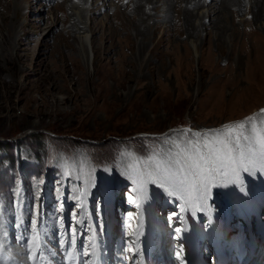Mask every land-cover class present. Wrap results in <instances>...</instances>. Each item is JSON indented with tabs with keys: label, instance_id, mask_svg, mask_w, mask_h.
Masks as SVG:
<instances>
[{
	"label": "rangeland",
	"instance_id": "rangeland-1",
	"mask_svg": "<svg viewBox=\"0 0 264 264\" xmlns=\"http://www.w3.org/2000/svg\"><path fill=\"white\" fill-rule=\"evenodd\" d=\"M100 1L95 9L88 4L96 10L95 21L88 19L90 11L82 12L95 49L84 56L70 24L69 2L20 0L13 25L0 18V245L11 249V264L25 263L31 241L35 264H48L57 249L71 253L68 244L78 247L80 240L91 264L95 242L111 259L134 255L141 238L127 235L142 224L143 208L137 186L122 172L126 158L134 157L139 186L150 190L147 203L153 202L167 222L169 192L163 188L185 196L183 189L154 176L157 164L161 171L175 170L172 144L202 143L205 135H214L209 130L223 131L224 125L252 117L245 123L249 140L241 145L246 153L249 146L258 149L250 131L253 125L264 128V17L247 22L244 11H235L234 18L229 9L226 19L206 18L210 27L201 26V33H186L164 3L155 8L163 20L158 33L152 43L146 36L147 46L139 50L135 40L143 36L133 33L121 9L113 17L110 6L118 4ZM200 4L191 5L194 14L206 9ZM214 31L218 44L211 38ZM189 38L197 43L199 60ZM195 131L205 134L194 138ZM252 157L258 166L259 157ZM251 165L238 169L240 177L253 174ZM235 176L229 172L224 179L230 183ZM168 228L178 243L182 225L175 221ZM34 237L44 241V254L36 256ZM117 260L114 264H123Z\"/></svg>",
	"mask_w": 264,
	"mask_h": 264
},
{
	"label": "bare ground",
	"instance_id": "bare-ground-1",
	"mask_svg": "<svg viewBox=\"0 0 264 264\" xmlns=\"http://www.w3.org/2000/svg\"><path fill=\"white\" fill-rule=\"evenodd\" d=\"M64 1L69 2L68 10L71 12L70 24L72 27H74L76 29L75 31L78 34V36H77V39L79 42L78 47H79L80 51L82 52L81 54H83V56H84L85 52L88 49H90L91 53H92V51H95V49L93 47V42L91 40V36H89V34L84 29L86 26L83 25L84 20L82 18V12L86 13L87 11H90V15L88 14L89 15L88 19L95 21V19H97L96 15L94 16V13H96V10L94 11V10H92V8L95 9L101 1L100 0H64ZM111 1L114 3H117L119 6V7L116 5L110 6V4H109L114 19L117 18V13H118L117 10L121 9V11L123 13L122 17L124 16L126 18V23L131 25L133 33L136 35L143 36L139 41L135 40V42L136 41L138 42V49L139 50L140 49L144 50L146 48V46H147V44L145 42L147 39L146 36L149 35L148 36L149 40L151 38H153L156 35V32H157L158 28L160 27V24H162L163 20L160 18V13H159V11L155 12V11H157V10H155V8H157V7H158L157 9L161 8L160 5L162 6V4H164V3L167 5V9H166L167 13L171 14V11H172L175 19L180 18V21L184 25L183 26L184 32H186V33L189 32V33L195 34V33L199 32L201 26L205 27V29L207 27H210V25H208V23H206V18H209V20L212 19V23H214L213 22L214 18L216 19L219 17L222 19H226L225 18L226 14H224V13H226V11H228L229 9H231L229 11H231L233 13L232 16L234 18L236 16L235 11L236 12L238 11L240 13L244 11L243 13H246L244 21H247V22L248 21H252V22L253 21H259L264 17V15L262 13L263 9H264V6H263L264 0H215V1L214 0H192V1H189V0H127V2L125 0H111ZM90 2H91L92 8L88 9V4H90ZM106 2H107V0H106ZM203 2L205 5L204 7L206 9H201L198 7L199 9L194 14L191 11V8H190L191 5L197 4L199 6V5H202L200 3H203ZM217 2L220 4H217ZM83 4H84V6L87 4V6L83 7ZM99 5H101V4H99ZM215 7L218 8V10ZM245 7H247L246 10H245ZM21 10H22V6L20 5V0H0V18L2 21L10 20V22L13 25L15 20L19 19V14H20ZM100 11H101V9L98 10L99 14L102 13ZM220 11L222 12L221 14H219ZM118 16H119V14H118ZM239 19H241V18H239ZM57 20H58V18H57ZM194 20L198 21L200 26H198L199 25L198 23H197V25H194L193 24ZM227 21H228V19H227ZM215 22H217V21H215ZM122 24H121V27L123 29H125L126 26L124 25V23H122ZM224 27H225V25H224ZM11 29H12V27H11ZM218 29H219V27L215 31H217ZM8 30H10V27L8 28ZM210 30H211V28H210ZM215 31H214V35H211V38L213 37L215 40V44H218V42L220 41V38H218V34ZM201 32L202 31L200 30V33ZM226 32H227V30H226ZM112 33H113V31H112ZM150 42L152 43L153 41L150 40ZM237 43H238V41H237ZM188 44L190 45V47L193 51L194 58H196V60H199V52L197 51L198 50L197 43L194 40L190 39V40H188ZM260 129H261V127H260ZM260 129H259V131H261V134L264 135V128H262V130H260ZM195 133H199L201 135L198 137V136L194 135ZM195 133L193 134L194 138L203 137V134H205L204 132H200V131H195ZM250 136H251L252 140H254V142H255V139L253 137L256 136V132H253V130L250 131ZM203 143H204V141H202L201 144H203ZM177 146H179V147H177ZM257 146H258L257 147L258 149L254 148V146L252 147L253 153H254L253 155L256 157L257 156L259 157L258 166L255 165L253 162L251 165V166H253V168L251 169L250 172H253L252 179H254V180H259L260 178H263V176H264V157H261L259 145H257ZM186 147H190V146L185 145V147H183L182 144L176 143V142H175V144L171 145V148H173V149L170 150L171 162H172L170 168L175 169L172 171V173H177L180 166H181V165L176 163L177 160H181V164L183 163V158H182V156L178 155V153H180L181 150L186 148ZM131 157H132L131 159L126 158L123 160L122 172L125 173L126 177H128L131 180V182L133 183L132 184L133 186H135V185L137 186L136 188H137L138 193H137L136 197L139 200V204L143 208L141 211L143 222L141 224V227H142L141 232H140V230H138V226H137V228L134 230L135 232L133 233V235H127V236H130L132 238H134L136 236L139 238L141 235V240H142L143 227H144V222L146 220H149L150 222H152L154 224V226H152L151 230H150L151 235L155 234L156 231H158V233H160V229H161L160 227H162V229L164 230V234L166 236L168 234L167 233L168 232L167 223L162 218V214L161 213H160V215L156 214V210L154 208L152 209L151 206L149 205V203H147L146 195L144 194L142 187L139 186V178L140 177H139V173H138L139 171H138L137 163H136L134 157L133 156H131ZM252 158H254V160H255V157H252ZM254 160H252V161H254ZM161 174H164L163 171H161V173L158 174L156 169L154 170V176L158 179V181L160 183H163V181L170 183L169 181L162 179ZM235 175L237 177H240L239 170ZM245 182H247V181L244 179V184H245ZM227 184H228V182L226 181V178L224 179V175L215 176L211 181L210 191L207 193V195L203 194L202 189L198 188V189L194 190L187 185L183 188L185 196L182 192L177 191L175 189H171L168 187L163 188L164 191L169 192V194H171L173 196H174V194H176V193H174L176 191L177 192L176 197L181 199L183 202V210L181 211L180 214H182L183 216H186V224L183 223L184 220L182 218L177 221L180 225H182L181 230L189 228L188 222L190 224H194L191 221L192 216L201 217L203 215V213H205L206 210H209L208 208H210L213 211V215L215 217V222H216L217 227L218 226L222 227L221 208H220V206L217 207V204H216L217 202L214 203V201H211L212 200L211 198H212V196H215L217 191H222L224 188H225L224 192L227 195L228 194L232 195V193L234 195H236V193L233 191L231 193V189L228 188ZM234 189H236L235 185H234ZM145 191L149 192L150 190L145 189ZM237 194L240 197L238 191H237ZM167 195L168 194H166V196ZM133 197L135 198V196H133ZM167 197H169V196H167ZM207 198H208L209 202H208ZM225 200L229 201V199L227 197H225ZM206 201H207V204H206L207 207L204 206ZM227 203L229 204L230 202H227ZM237 217H238L237 213L232 216V218H237ZM228 223L231 225L230 229H228V232L224 233L225 231L221 229L222 235L226 234V239H224V242L221 243L220 248L217 244L215 247H213L214 250H216V252H217L216 257L218 256V258L220 259L221 262H223V264H233V261H235V260L237 261V260H239V258H242V257H243L242 261L245 258H247V262H248L247 264H249L250 261H252L255 257H257V261L255 264H259L258 257H259V253L261 252L260 246L262 245V242H263V238H262L263 236L261 238H258V241L249 240L248 243H246L245 235H242V234L245 232L247 234H249V233L247 230L244 231V228L246 227V224L244 223V221H243V225L238 224V222L236 220H234L232 222H228ZM155 229H156V231H155ZM54 233H56V231H54ZM58 233H60V232L58 231ZM208 234L212 235V237L215 240V233L213 232L212 229H211L210 233H208ZM252 235L254 236L255 234L252 232ZM182 236H183L182 232L179 233V235L177 236L178 240L182 239ZM136 237L134 238V240H136ZM249 238H250V236H249ZM27 241H31V240L27 239ZM2 242L6 245V243L4 242V239H3V235H2ZM75 244L78 247H81L80 251H79L78 247H75V245L69 246V244H68V249H70L69 251L71 253H68V252H66V250H64L60 254L58 249H57V250H55L56 251L55 255L53 254L50 256V258H52V260L49 261V259H47L48 264H91V261L85 262L86 245L81 240L78 242L76 241ZM148 244H149L148 239L146 242L142 241V245L136 250L134 255L125 252L124 255H121L119 257V260L123 264H125V261L127 259L129 260V259L135 258L136 260L132 259L131 262H129L128 264H137V263L138 264H158V262L161 261V259H164L165 264H181L180 263V260H181L180 259V250L185 248L183 241L176 243V245H173L174 247H172L171 246L172 237L168 235V238L164 241V249L162 251H160V253H162V254L159 253V255H155L154 250H151L148 247ZM26 245H28V244H26ZM31 245H32V241H31V244L29 245V249H30V247H32ZM210 245L214 246V243L210 242ZM54 247H56V246H54ZM99 248L100 249H99V257L98 258H99L100 262H102V264H105V263L106 264H112L110 262V260L108 259V257H106V259H105L103 251L101 249V244H99ZM6 249H7V247L0 245V264H3L2 263L3 261H6L5 264H11V262H14V260L12 258L11 249H7V250ZM29 249H28L27 255L24 256V258H25L24 264H35L34 254H32V252L30 253ZM145 249L150 251V255L149 256L145 255V259L143 261L142 259L141 260L139 259L138 255H139V252L141 250H145ZM208 250L210 251V246H209ZM173 253H176V256H174ZM203 253H206V252L203 251ZM86 256H88V255H86ZM161 256H163V258H160ZM227 256L229 257V260H224ZM204 257H206V256L204 255ZM104 259H105V261H104ZM174 259H175V261H174ZM7 261H9V262H7ZM37 261H39V260H37ZM136 261H137V263H136ZM242 261H241V263H242ZM43 264H44V260H43ZM186 264H190V257H188V262ZM214 264H216V262H214Z\"/></svg>",
	"mask_w": 264,
	"mask_h": 264
},
{
	"label": "snow or ice",
	"instance_id": "snow-or-ice-1",
	"mask_svg": "<svg viewBox=\"0 0 264 264\" xmlns=\"http://www.w3.org/2000/svg\"><path fill=\"white\" fill-rule=\"evenodd\" d=\"M264 112V109L261 110ZM252 117L246 118V122H251ZM237 122L232 125H224L223 131L209 130L214 132L211 139L207 135L203 137L204 143L199 140H189L190 147L181 150L178 155L182 156L181 160L176 163L181 165L177 173H171L164 169L161 178L169 181L173 187L183 189L186 185L192 189H202L203 194L207 195L210 191L212 179L217 175H228L229 172L236 174L238 169L244 168L247 171L246 164L252 163L253 149L249 146L247 153L242 149L241 140H249L245 134V123ZM253 132H256L255 142L259 145L260 155L264 157V135H261L253 125ZM200 136L201 134L195 133ZM179 147V146H177ZM157 173H161L160 165H156ZM151 175V174H149ZM35 227L36 221H33ZM180 229H177L179 232ZM38 241V237H34ZM95 248V245H92ZM129 251H132L129 248ZM85 255L89 253L85 252ZM179 255V254H178Z\"/></svg>",
	"mask_w": 264,
	"mask_h": 264
}]
</instances>
